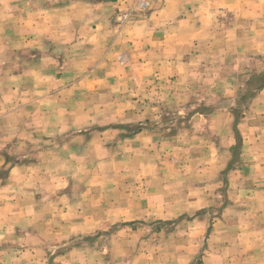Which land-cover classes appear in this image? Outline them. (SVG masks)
I'll use <instances>...</instances> for the list:
<instances>
[{
	"label": "rangeland",
	"instance_id": "374dc122",
	"mask_svg": "<svg viewBox=\"0 0 264 264\" xmlns=\"http://www.w3.org/2000/svg\"><path fill=\"white\" fill-rule=\"evenodd\" d=\"M93 1L0 0V264H264V0Z\"/></svg>",
	"mask_w": 264,
	"mask_h": 264
},
{
	"label": "crops",
	"instance_id": "0c3cea01",
	"mask_svg": "<svg viewBox=\"0 0 264 264\" xmlns=\"http://www.w3.org/2000/svg\"><path fill=\"white\" fill-rule=\"evenodd\" d=\"M228 5H225V8H227L228 10H234L235 8V3L232 2V0L230 1H227L225 4ZM115 2H108V1H93V2H89L88 5H82L84 6L85 8H88L89 11H91V13H95L96 14V8L97 7H104L106 9H112L115 8ZM112 10L109 11L107 13L108 15V19H111L112 18ZM111 13V14H110ZM94 14V21L97 22V18L99 19H102L103 16H95ZM108 19H106L105 21H103V23H101L102 25H99L97 26L96 29H93L94 32L93 33H88V44H97V45H109V44H112L114 46H118V47H124V46H129L131 47L129 44H126L127 42H123L122 39L123 37L125 36H128L127 40H129L130 42H132V44H138V45H143L145 44L146 42H150L151 39H149L148 37H150V33L151 32H144V31H141L139 29V27L137 26L138 25V22L135 24V23H132L130 26H123L122 28H119L117 29L116 26H112L111 25V22L108 21ZM100 21V20H99ZM101 21V22H102ZM182 24V22H176L175 25H180ZM163 25V28L162 29H168V28H171L174 24L171 23V22H165L162 24ZM147 29L148 30H151L153 29V27L149 24L147 25ZM143 29H146L143 27ZM100 30V34L98 36V33L97 31ZM124 34H127V35H124ZM157 35L155 34V39L157 38L156 37ZM148 38V39H147ZM79 40V39H78ZM86 40V39H85ZM93 40V41H92ZM85 42V41H83ZM82 42V43H83ZM125 43V44H124ZM154 51H159V53H162V49H163V46H162V42L161 40L159 39V37L154 41ZM120 45H123V46H120ZM150 51L146 52V53H149ZM144 53V54H146ZM151 53V52H150Z\"/></svg>",
	"mask_w": 264,
	"mask_h": 264
},
{
	"label": "trees",
	"instance_id": "16d2710c",
	"mask_svg": "<svg viewBox=\"0 0 264 264\" xmlns=\"http://www.w3.org/2000/svg\"><path fill=\"white\" fill-rule=\"evenodd\" d=\"M262 80L261 83L259 85H256L257 86V89H261L263 88L264 86V74H261V75H257L255 76V78L250 82V84L254 81V80ZM254 83V82H253ZM254 85V84H253Z\"/></svg>",
	"mask_w": 264,
	"mask_h": 264
},
{
	"label": "built area",
	"instance_id": "2783aa9c",
	"mask_svg": "<svg viewBox=\"0 0 264 264\" xmlns=\"http://www.w3.org/2000/svg\"><path fill=\"white\" fill-rule=\"evenodd\" d=\"M147 8V2L145 0H139L138 1V10L142 11Z\"/></svg>",
	"mask_w": 264,
	"mask_h": 264
}]
</instances>
